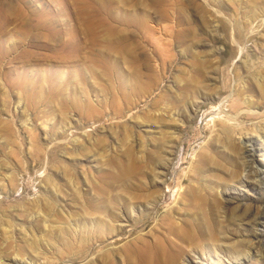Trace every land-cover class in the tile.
<instances>
[{
    "label": "rangeland",
    "instance_id": "1",
    "mask_svg": "<svg viewBox=\"0 0 264 264\" xmlns=\"http://www.w3.org/2000/svg\"><path fill=\"white\" fill-rule=\"evenodd\" d=\"M261 76L264 0H0V264H264Z\"/></svg>",
    "mask_w": 264,
    "mask_h": 264
},
{
    "label": "bare ground",
    "instance_id": "2",
    "mask_svg": "<svg viewBox=\"0 0 264 264\" xmlns=\"http://www.w3.org/2000/svg\"><path fill=\"white\" fill-rule=\"evenodd\" d=\"M248 59V61L250 62V63H254L255 61L254 60H252L251 58L249 59V58H247ZM255 63H257V62H255ZM261 77H264V76H261ZM256 78V77H255ZM261 79V78H260ZM250 101H251V99H250ZM253 103V102H252ZM251 103V104H252ZM250 104V105H251ZM198 108V107H197ZM197 108L195 109V110H197ZM209 111V113L207 114V115H212L211 116V119L210 120H212L215 124H217V125H220V129H222L223 131H221V132H224V133H226V135H228V134H231V136L232 137H234L232 134H234V135H239L240 136V140L241 141H244V143L246 142V143H248V141L249 140H251V139H248V140H244V138H243V136H244V134H243V132H242V130H241V125H242V120L241 121H239V118H241V114L242 113H240V110L238 111V113H236V114H232V113H227V114H223V115H221V113H226V111H225V109H224V101L223 102H221V104L220 105H215V106H213L210 110H208ZM228 112V111H227ZM244 112H247V113H253V112H255V110L254 109H252L250 106H249V108L247 109V110H245ZM257 114V113H256ZM174 129H175V131L179 128V127H177V126H174L173 127ZM181 128V127H180ZM181 130V129H180ZM178 132V131H177ZM219 133H220V131H219ZM224 133H222V134H224ZM229 137V136H228ZM259 137H261L262 138V140H263V142H264V127H263V133L261 134V135H259ZM261 138H259V139H261ZM246 147H247V145H246ZM264 147V146H263ZM254 148V147H253ZM256 149V148H255ZM263 149V148H262ZM254 150V149H253ZM171 151V157H170V159H169V163L167 162V165L168 166H170L171 165V163H173L174 161H173V159L175 158V153H176V149H172V150H169V152ZM263 151H264V149H263ZM263 155H264V152H263ZM175 160V159H174ZM172 161V162H171ZM198 161V160H197ZM171 162V163H170ZM246 164H247V162H246ZM247 166V165H246ZM173 169V168H172ZM257 170H260L263 174H264V166H257ZM177 175V171H175V170H162L161 171V175H160V171L156 174V177H160L159 179H161L160 181L162 182V184L163 183H167V181L168 180H170L169 182H168V185H167V187H168V192H172L173 194H176V195H179L178 197H181L180 195H181V191L183 190V186L180 184V182H178L177 183V181H176V183H175V181H174V179H175V177H177L176 176ZM261 176V175H260ZM262 177V176H261ZM257 178V177H256ZM51 179V178H50ZM243 180V179H242ZM244 181V183H242V186H244V187H246V191H248V192H251V191H253L252 190V187H251V185L249 184V183H246L245 182V180H243ZM238 182V181H237ZM258 182H260L259 180H258ZM160 185V184H159ZM158 185V186H159ZM162 187V186H161ZM159 190L162 192V193H160L159 195H158V197H157V200H158V202L160 201V198L162 199V198H164V196H165V191H163L162 189H160L159 188ZM237 191L239 192V193H241L244 197H245V195H246V193L245 192H243V191H241V190H238L237 188H235V189H233V188H226V189H222V192H225V193H227L226 194V196H224L225 197V199L226 200H232V199H234V198H236V196H235V192L237 193ZM177 196H176V198H178ZM225 200V201H226ZM235 200V199H234ZM227 204V203H226ZM248 205V204H247ZM246 205V206H247ZM245 205H243V207H244ZM230 207V206H229ZM243 207H241V208H243ZM248 207V206H247ZM246 207V211L248 210V208ZM227 208V207H226ZM235 208V206H233V208L231 207V209H233V210H235L234 209ZM250 209H252V208H250ZM170 210H171V208H170ZM228 210V209H227ZM230 210V209H229ZM237 210V209H236ZM235 210V211H236ZM235 211H233V212H235ZM243 211H244V209H243ZM246 211H244L245 213L244 214H246L247 212ZM249 211H252V210H249ZM227 212H229V211H227ZM237 212V211H236ZM257 212V211H256ZM259 212V211H258ZM248 214H249V212H248ZM247 214V215H248ZM255 214H257V213H255ZM255 214H254V216H255ZM260 214V213H259ZM259 214H257V216L259 215ZM238 216V215H237ZM241 217V216H240ZM243 217V216H242ZM241 217V218H242ZM259 217V216H258ZM120 221H125L126 219L123 217V215H121L120 217ZM239 218V217H238ZM238 218H236L235 219V222L237 221V219ZM249 218V217H248ZM247 218V219H248ZM125 219V220H124ZM240 219V218H239ZM254 219H255V217H253V221H254ZM260 219H262V218H260ZM128 220H130V219H128ZM242 220V219H241ZM250 220V219H249ZM252 220H251V222H252ZM255 220H257V218L255 219ZM246 221H248V220H246ZM258 221V220H257ZM263 221V220H262ZM238 222V221H237ZM242 222V221H241ZM241 222H239V224L241 223ZM260 222V221H259ZM122 223V222H121ZM248 224H249V221L247 222ZM256 223V222H255ZM262 223V222H261ZM238 224V223H237ZM253 223H251V225H252ZM242 225V224H241ZM241 225H239V226H241ZM245 225V224H244ZM254 225V224H253ZM253 225H252V227H253ZM238 226V225H237ZM256 226V225H255ZM257 227V226H256ZM257 233V232H256ZM258 236V235H257ZM255 237V236H254ZM253 239H248V242L250 243V245H249V247L251 248L252 247V245L253 244H255V242H253L252 241ZM245 246V245H244ZM249 249V248H248ZM218 250V249H217ZM251 251V250H250ZM213 252L215 253V255H217L218 253L216 252V249L214 248L213 249ZM217 253V254H216ZM205 254V253H204ZM238 254V253H237ZM251 254V253H250ZM249 254V252L248 251H246V250H243V252L241 253V255L243 256V255H247V256H249L250 255ZM212 255V254H211ZM240 255V256H241ZM197 256V255H196ZM204 256V255H203ZM207 256V255H206ZM212 257V256H211ZM250 257V256H249ZM197 258V257H196ZM200 258V257H199ZM204 258V257H203ZM210 260H211V258L210 257H208ZM239 258V257H238ZM213 259V258H212ZM240 259V258H239ZM207 260V259H206ZM208 261V260H207ZM207 261L205 262H199V261H197L196 259H189V260H187L186 262H185V264H207ZM242 261V260H241ZM217 262L219 263V264H223L224 262L222 261V258H220L219 256H217ZM19 262L17 261V260H12L11 262H9L8 264H18ZM240 264V263H239Z\"/></svg>",
    "mask_w": 264,
    "mask_h": 264
}]
</instances>
